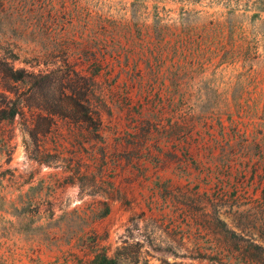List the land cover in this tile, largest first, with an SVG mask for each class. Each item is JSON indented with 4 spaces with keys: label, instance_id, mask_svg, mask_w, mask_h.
<instances>
[{
    "label": "rangeland",
    "instance_id": "obj_1",
    "mask_svg": "<svg viewBox=\"0 0 264 264\" xmlns=\"http://www.w3.org/2000/svg\"><path fill=\"white\" fill-rule=\"evenodd\" d=\"M263 7L0 0V264H264Z\"/></svg>",
    "mask_w": 264,
    "mask_h": 264
},
{
    "label": "trees",
    "instance_id": "obj_2",
    "mask_svg": "<svg viewBox=\"0 0 264 264\" xmlns=\"http://www.w3.org/2000/svg\"><path fill=\"white\" fill-rule=\"evenodd\" d=\"M264 11V7L262 9ZM14 79L20 80L23 78L22 74L20 72H17L16 74L12 75ZM17 115V111L13 110L10 115H6V112H2V115L0 116V119H12ZM109 213V210H107L106 214ZM39 214V213H36ZM36 230L40 229V226L35 228ZM128 259L126 258L125 252H118L115 256L110 257L108 256L104 251H99L95 254L94 259L92 261V264H127Z\"/></svg>",
    "mask_w": 264,
    "mask_h": 264
}]
</instances>
